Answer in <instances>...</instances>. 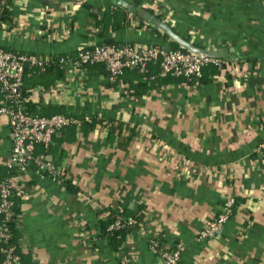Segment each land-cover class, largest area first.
Instances as JSON below:
<instances>
[{"label": "crops", "instance_id": "crops-1", "mask_svg": "<svg viewBox=\"0 0 264 264\" xmlns=\"http://www.w3.org/2000/svg\"><path fill=\"white\" fill-rule=\"evenodd\" d=\"M117 1L152 11L199 49L221 51L239 74L218 72L198 83L178 78L153 88L139 86L131 71L110 83L103 65L64 71L57 92L35 96L32 104L65 105L99 125L65 134L56 146L61 156L45 158L65 168L80 193L32 167L17 178L21 192L12 202L20 258L161 264L159 251L180 244V264H264V152L257 153L264 140V0H10L6 22L14 30L0 32V47L42 56L107 40L170 49L160 31ZM106 10L126 14V23L99 35L103 24L96 18L104 23ZM60 32L65 40H49ZM10 150L9 129L1 124L0 157ZM226 198L240 200L234 214L199 240ZM110 202L115 213L147 212L116 250L101 237L97 214Z\"/></svg>", "mask_w": 264, "mask_h": 264}, {"label": "built area", "instance_id": "built-area-1", "mask_svg": "<svg viewBox=\"0 0 264 264\" xmlns=\"http://www.w3.org/2000/svg\"><path fill=\"white\" fill-rule=\"evenodd\" d=\"M9 8L10 0H0V32L4 36L14 30V28L9 30L7 22L1 20L4 11L9 10ZM47 36L50 41L55 42H61L66 38L62 37L61 32ZM47 59V56L19 54L0 47V125L4 124L9 129L11 141L9 155L5 158L0 157V169L13 170L16 174L0 181V264H26L21 261L12 248L5 247L9 240V232L5 222L12 215L13 191L20 189L16 182L17 178L21 177L31 167L35 169L37 175L47 177L52 181L63 182L65 178H68V174L62 167H56L40 156L37 153V147H47L59 130L77 125L78 121L73 117L60 114L46 117L34 112L30 113L26 111L25 106V103H32L35 96L43 97L48 91L50 94H55L61 87V81H58L55 87H51L49 90L36 87L30 91L27 97L21 91L25 67L42 68ZM60 62L64 71L73 72L81 71L82 65H103L108 71L110 83H115L123 71L134 68L143 71L146 64L150 63L158 64L161 77L171 76L196 83L199 82L203 69L207 65L217 68L219 72L230 71L233 74H239L237 63L156 45H86L78 50L75 60H61ZM263 151L264 140L257 147V153L260 154ZM233 201V198H226L219 215L206 223L199 233V240L212 237L224 226L231 216L230 209ZM120 213L121 211L118 210L117 214L120 215ZM133 225H137L133 218L117 216L108 230ZM139 226L141 227L140 224ZM150 245L152 248H156L157 242L151 241ZM181 252L182 246L180 244L175 245L173 249L166 248L159 251L161 264H178Z\"/></svg>", "mask_w": 264, "mask_h": 264}, {"label": "trees", "instance_id": "trees-1", "mask_svg": "<svg viewBox=\"0 0 264 264\" xmlns=\"http://www.w3.org/2000/svg\"><path fill=\"white\" fill-rule=\"evenodd\" d=\"M8 11L9 10H5L1 16V20L4 22L5 21L10 22V19L8 17ZM105 13L106 14L104 17V23H103V19H99V17L96 18V20L98 22L103 24L102 28L98 29L99 35H101V33H104L103 31H105L109 28H110V30L121 28L126 23V14H124V13H120V12L115 11V10H111V11L106 10ZM150 13L153 14L152 11H150ZM156 18L162 21V18L160 16H156ZM136 19L141 24H144V21H142L140 18H136ZM162 35L164 38L168 39L164 34H162ZM101 44H113V42L111 40H107L106 42L104 41ZM170 49L171 50H179V51H182L185 53H189L187 51L180 49L175 43H173L171 41H170ZM16 53H18V52H16ZM77 53H78V51H76L74 53H70V54L48 55L47 56L48 59L44 63L42 68L31 67V66L25 67V73H24L22 90H21L22 94L25 97H27L29 95L30 91L35 89L36 87L48 88L52 85V83L54 81H57V80L59 81L63 75V72H64V69H62V67H61L60 61L61 60H75ZM19 54L33 55V54H29V53H19ZM87 66H89V65H82L81 69H83ZM128 71H131V72H134L137 74L135 76L137 77L136 79L139 82L138 85L143 86V87H145L146 85H149L150 87L154 88V87H158V86L165 84L169 80H179L178 78L171 77V76L161 77L157 63L146 64L143 71H140L138 68L125 70L121 73V75L124 72H128ZM218 72L219 71L217 68H215L211 65H207L204 67L203 72H202V77L200 78L199 81L203 82V81H206L208 79H211V77H216ZM121 75L119 77H121ZM25 106H26V111H28L30 113L34 112V113H37L39 115L46 116V117H49V116L54 115V114H60V115H64V116L73 117L76 121H78L77 125L69 126V127H66V128L59 130V132L52 139V142L47 147H42V146L37 147V153L44 158H46V156L49 155V153H52L55 151H57L58 155L61 156L62 151L56 149V146L60 145L63 142V140H64L63 136L65 134H70V135L75 134L76 128H79V130H81V131L84 129L94 130L99 125V122L92 120V119L85 121L82 117H79L78 115L72 113L69 110V108H67L65 105L51 106V105H45V104L43 105V104H40L37 102L34 104L28 102V103H25ZM63 169H64L65 173H67V170L65 168H63ZM15 175L16 174L13 170L5 169V168L0 169V181H4L7 178H10V177L15 176ZM63 182L65 184H67L68 190L70 192L77 193V194L80 193V190L77 187H75L74 185H72V183H71L72 181L69 178V176L67 179L65 178ZM20 192H21V189H19V191H13V196H15L17 193L20 194ZM238 201H240V200L237 198H235L233 201V205L230 209L231 210V214H230L231 216L234 214V212H235V210L239 204ZM110 205H111V202L105 206L106 211L104 208H102V209L98 210L97 214H98V217L100 218V221H101L100 222V224H101V237L106 240V242L108 243L109 247L112 250H116L120 245L123 244L126 237L130 234L131 231H133V230L135 231V230L139 229V227H140L139 224L141 225V223L144 221L145 215L147 212H146V207H142L141 210L138 211V213H136V214H132V213L127 214V213H125L126 212L125 211L124 213L121 212L120 215H118L117 213L113 212L112 209H110L111 208ZM117 216H122L124 218L131 217L136 221L137 225L122 226L118 229L108 230V227L116 220ZM16 220H17V215H16V212L14 210V204H13L12 215H10L9 218L7 219V221L5 222V226L9 232V240H8L7 244L5 245V247L6 248H12L13 251L16 253V255H18L20 258L21 256L18 252L17 245H16V239H15V237H16ZM21 261H22V259H21ZM26 264H28V263H26ZM178 264H180V261L178 262Z\"/></svg>", "mask_w": 264, "mask_h": 264}, {"label": "water", "instance_id": "water-1", "mask_svg": "<svg viewBox=\"0 0 264 264\" xmlns=\"http://www.w3.org/2000/svg\"><path fill=\"white\" fill-rule=\"evenodd\" d=\"M116 3H119L123 7H125L132 13L133 16L138 17L145 23L152 25L155 29L164 34L171 42L175 43L180 49L204 57L224 58L221 51H218L216 53L207 52L192 45L186 39L178 35L167 23L157 19L153 14L146 11L145 9L137 8L134 5L127 4L126 2L117 1Z\"/></svg>", "mask_w": 264, "mask_h": 264}]
</instances>
